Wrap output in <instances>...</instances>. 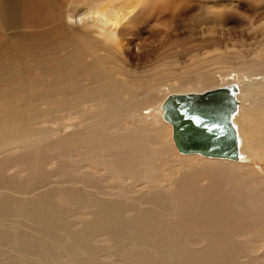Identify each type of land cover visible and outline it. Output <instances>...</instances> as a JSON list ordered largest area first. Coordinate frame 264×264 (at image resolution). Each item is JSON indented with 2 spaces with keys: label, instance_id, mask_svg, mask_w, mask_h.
<instances>
[{
  "label": "bare ground",
  "instance_id": "bare-ground-1",
  "mask_svg": "<svg viewBox=\"0 0 264 264\" xmlns=\"http://www.w3.org/2000/svg\"><path fill=\"white\" fill-rule=\"evenodd\" d=\"M0 264H264V0H0Z\"/></svg>",
  "mask_w": 264,
  "mask_h": 264
},
{
  "label": "water",
  "instance_id": "water-1",
  "mask_svg": "<svg viewBox=\"0 0 264 264\" xmlns=\"http://www.w3.org/2000/svg\"><path fill=\"white\" fill-rule=\"evenodd\" d=\"M229 97L230 96L224 95L223 102L229 106V109H226L225 116L221 119L209 116V118H201L202 120L197 123L186 111L181 113L178 119H174L177 120V144L180 149L202 150L203 152L227 157H236L238 155L237 137L230 122V115L235 110L237 102L234 100L233 104H229L225 101V99ZM232 97L233 96H231V98ZM171 104L177 105L183 108V110L188 109V106L178 99L173 100L170 105ZM193 122H196V125H194ZM184 129H186L187 132L186 130L183 131ZM190 132L196 134L188 136Z\"/></svg>",
  "mask_w": 264,
  "mask_h": 264
},
{
  "label": "rangeland",
  "instance_id": "rangeland-1",
  "mask_svg": "<svg viewBox=\"0 0 264 264\" xmlns=\"http://www.w3.org/2000/svg\"><path fill=\"white\" fill-rule=\"evenodd\" d=\"M225 101H227L229 104H233V102H234V98L232 97H229V98H226L225 99ZM242 103L241 102H239V105H241ZM236 107V106H235ZM171 136H173V134L171 135ZM172 139H173V137H172ZM172 142H173V140H172ZM173 144H174V142H173ZM200 155L201 157L203 156V155H201V154H199V153H195V152H193V153H191V155H193V156H195V155ZM203 157H207V156H203ZM202 157V158H203ZM223 159V158H222ZM224 159H231V158H224ZM232 161H235V160H233V159H231ZM240 161V160H239ZM258 165H261V163L260 164H258ZM10 173H13V171L12 170H10L9 171Z\"/></svg>",
  "mask_w": 264,
  "mask_h": 264
},
{
  "label": "snow or ice",
  "instance_id": "snow-or-ice-1",
  "mask_svg": "<svg viewBox=\"0 0 264 264\" xmlns=\"http://www.w3.org/2000/svg\"><path fill=\"white\" fill-rule=\"evenodd\" d=\"M192 119L193 120H200L201 116L200 115H193Z\"/></svg>",
  "mask_w": 264,
  "mask_h": 264
}]
</instances>
